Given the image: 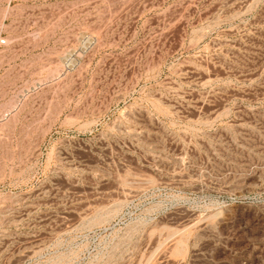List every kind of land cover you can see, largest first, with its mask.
Listing matches in <instances>:
<instances>
[{
	"label": "rangeland",
	"instance_id": "374dc122",
	"mask_svg": "<svg viewBox=\"0 0 264 264\" xmlns=\"http://www.w3.org/2000/svg\"><path fill=\"white\" fill-rule=\"evenodd\" d=\"M0 264H264V0H0Z\"/></svg>",
	"mask_w": 264,
	"mask_h": 264
}]
</instances>
